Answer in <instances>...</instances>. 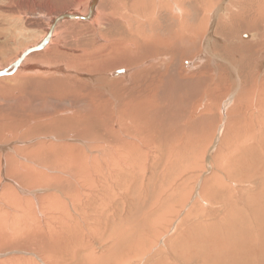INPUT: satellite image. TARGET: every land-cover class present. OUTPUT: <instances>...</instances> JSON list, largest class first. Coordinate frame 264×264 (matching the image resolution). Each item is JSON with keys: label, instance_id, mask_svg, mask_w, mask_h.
I'll use <instances>...</instances> for the list:
<instances>
[{"label": "rangeland", "instance_id": "rangeland-1", "mask_svg": "<svg viewBox=\"0 0 264 264\" xmlns=\"http://www.w3.org/2000/svg\"><path fill=\"white\" fill-rule=\"evenodd\" d=\"M82 1L85 4L78 0H0V41L5 43L0 45V68L45 32L51 14L70 10L75 3L81 13L86 11L88 0ZM192 7L196 11L190 9L187 20L181 19L184 31L180 35L175 34L171 20L161 15L155 24H142L140 36L135 35L139 45L129 40L133 36L115 24L113 16L103 19L94 31L101 40H91L87 33L91 27L85 21L63 22L57 26L63 48L30 60L37 70L18 71L12 75L14 80L0 78L5 84L0 87V264H87L84 258L91 251L96 258L99 255L96 264H201L202 257L190 253L193 258L184 259L181 253L190 252L188 247L197 246L196 241L204 237L208 242L204 238L206 243L196 251L202 250L211 264H230L218 261L216 255L224 258L227 249L238 252L239 244L248 250L240 237L247 236V231L252 235L257 231L264 242V40L261 48L240 43L252 37L241 24L215 34L211 21L206 28L202 19L194 20L197 4ZM246 32L247 38L242 35ZM146 35L150 37L145 41ZM214 36L235 41L213 47ZM77 44L86 46L76 51ZM91 46L96 51L89 59L86 53ZM84 53L86 57H76ZM119 67L126 71L111 76L112 68ZM56 112L70 119L52 123L57 120ZM120 137L135 143L123 154ZM140 138L149 143L141 145ZM60 144L66 146L61 153L44 151ZM91 158L96 163L93 169ZM106 176L105 183L102 177ZM229 218H234V225ZM62 219L69 232L56 235L57 240L53 234L48 237V229H59ZM16 225H34L35 229L8 234ZM174 237L186 241L187 248L176 252L175 241L166 253L165 241ZM234 253H227L228 262Z\"/></svg>", "mask_w": 264, "mask_h": 264}, {"label": "bare ground", "instance_id": "bare-ground-1", "mask_svg": "<svg viewBox=\"0 0 264 264\" xmlns=\"http://www.w3.org/2000/svg\"><path fill=\"white\" fill-rule=\"evenodd\" d=\"M80 2H82L83 4H85V1H82V0H78V3H80ZM82 4V5H83ZM197 4V8H198V11H197V15H196V17L194 18V20L196 21V22H200V19H202L203 20V22L205 21V24H206V28H207V26H209L208 24H209V22L211 21V25H210V29L211 30H213L214 31V33L216 34V33H218V34H224L225 32H226V30L227 29H235L237 26H240V24H241V27L245 30V29H248V30H250L251 32H252V37L250 38V39H246L245 41H240L241 40V38H238L239 39V41H240V43H242V44H247V45H251V46H253L254 48L255 47H259V48H261V46H263V43H262V41L264 40V32H262L261 31V29H263L264 28V0H197V3L194 1V0H88V2H87V8H86V11H85V9H83L84 11L81 13L80 12V10H77V8H75L76 7V3H75V6L72 8V9H70V10H67V11H60L59 12V10L57 11V12H55V13H53V14H51V16L49 17V21H48V26L46 27V29H45V32L34 42V43H32L30 46H27V47H25L24 49H22L17 55H16V57H14V58H12V60L10 61V63L9 64H11L19 55H20V53H22L25 49H27V48H29L30 47V52L29 53H27L26 54V56L23 58V60L19 63V65H18V67H17V69L15 70V71H13V72H11V73H7V74H3V75H0V78L1 77H8V76H11V79H12V77L13 78H15L16 76H12V75H15V73H17L18 71H21V70H24L25 72H26V70H37L36 69V66H34V65H32V64H30L29 62H30V60H33V59H39V58H41L44 54H48V53H50V52H54V51H58L59 49H61V48H63L64 47V45L62 44H59V43H63V39H62V35H61V33H59L58 32V30H57V26L58 25H60L61 23H63V22H66V21H85V22H87L88 24H89V26L91 27V28H89V30H88V32H87V30H86V32L88 33V34H91L90 36H91V40L93 39V40H96V39H102L100 36V34H96L94 31L95 30H97L98 28H100L101 27V25L104 23L103 22V19L105 20L106 18H108V17H111L112 18V16L113 17H115L116 19V23L115 24H118V25H121L123 28H124V30H125V32L128 34V36H133V37H128L129 38V40L130 41H136V43H134V44H138L139 45V42L137 41V38H136V36L135 35H139L140 36V34H141V31H142V27L144 26H142V24L144 23H146V24H150V23H152V24H155V23H157V21H156V19H157V17L158 16H160V17H162V16H166V17H168L170 20H171V24H172V26H174L175 25V29H174V31H175V34L176 35H180V33L179 32H183L184 31V29L181 27V25L180 24H182L181 23V19H183L182 20V22L183 21H186L187 19H185V17H187V16H189L190 14H192L191 13V10L190 9H193L194 10V8L195 7H192V5H196ZM85 7H86V5H85ZM84 6H83V8H85ZM99 7V8H98ZM190 7V8H189ZM192 7V8H191ZM174 11H176V12H178L180 15H177V14H174ZM195 11H196V8H195ZM59 12V13H58ZM46 13V12H45ZM194 13V12H193ZM162 15V16H161ZM195 14H193L192 15V17L194 16ZM16 17V16H15ZM214 17H216V18H214ZM189 18H191V17H189ZM166 19V18H165ZM159 21V20H158ZM168 21V20H167ZM189 21H191L190 19H189ZM213 21V22H212ZM169 23V22H168ZM242 24H246L247 25V27H243L242 26ZM120 26V27H121ZM148 29H149V27H148ZM210 29H208V30H210ZM210 30V31H211ZM146 31V30H145ZM150 31V30H149ZM154 31V30H153ZM230 31V30H229ZM193 32V31H192ZM86 33V34H87ZM189 33V32H188ZM195 33V32H194ZM207 33H210L209 31L207 32ZM235 33V32H234ZM49 34V38H48V40L46 41V43L43 45V46H41V47H39V48H37V46L39 45V43L44 39V37L46 36V35H48ZM157 34V33H156ZM214 34V35H215ZM242 34V33H241ZM240 34V36L239 37H242V35H244L246 38L248 37V32H246L245 34H242L241 35ZM1 35V34H0ZM126 35V34H125ZM124 35V36H125ZM89 36V35H88ZM199 36V35H198ZM255 36V37H254ZM4 37H6V38H9V37H7L6 35H4ZM126 37V36H125ZM150 36L149 35H146L145 37H143V39L145 40V39H148ZM153 38V37H152ZM237 38V37H236ZM142 39V40H143ZM213 39H215V42H211V44H212V46L214 47V46H219L220 44H229V41L230 42H232L233 43V41H235V40H232V38H231V40L230 39H227V38H222V40H221V38L220 37H216V36H214L213 37ZM235 39V38H234ZM243 39V38H242ZM104 40V39H103ZM196 40V39H195ZM221 40V41H220ZM116 41H117V39H116ZM146 41V40H145ZM154 42V41H153ZM199 42V41H198ZM225 42V43H224ZM3 42L2 41H0V45L2 44ZM152 43V42H151ZM239 43V44H240ZM3 44H5V43H3ZM143 44V43H142ZM176 44V43H175ZM119 45V44H118ZM131 45V44H130ZM230 45V44H229ZM238 45V44H237ZM241 45V44H240ZM239 45V46H240ZM75 46V45H74ZM80 46V47H79ZM86 46V45H85ZM84 45H82V44H77L76 45V51H81V50H83V47H85ZM239 46H237V47H239ZM92 47V46H91ZM94 47V46H93ZM91 48V50L90 51H88L87 53H86V56L90 59V57L92 58L93 56H92V53L94 54V52L96 51V48ZM109 47V46H108ZM135 47V46H134ZM164 48H165V46H163ZM231 47V49H232V46H230ZM246 47V46H245ZM87 48V47H86ZM105 48V47H104ZM139 49V48H138ZM227 49V48H226ZM230 49V48H229ZM108 50V49H107ZM129 51V50H128ZM134 51H136V50H134ZM86 52V51H85ZM186 52V51H185ZM36 53H39V55L38 54H36ZM189 53V52H188ZM101 54V53H100ZM106 54V53H105ZM131 54V53H130ZM256 54V53H255ZM91 55V56H90ZM229 55V54H228ZM83 56L84 57H86L85 56V53L84 54H79V55H76V57L77 58H80V59H82L83 58ZM90 56V57H89ZM96 56V55H95ZM176 56V55H175ZM174 56V57H175ZM182 56V55H181ZM183 56H186V54L185 55H183ZM219 56V55H218ZM103 58H104V56H103ZM170 58H172V57H170ZM182 58H185V57H182ZM181 58V59H182ZM188 58V57H187ZM233 58V57H232ZM245 58V57H244ZM97 59V58H96ZM180 59V60H181ZM210 59V58H209ZM94 60V59H93ZM160 60V59H159ZM224 60V59H223ZM170 61H172V60H170ZM208 61V60H207ZM211 61V60H210ZM77 62V61H76ZM98 62H100V61H98ZM224 62V61H223ZM9 64H7V65H5L4 67H6V66H8ZM167 65V64H166ZM200 65V64H199ZM4 67H1V68H4ZM105 67V66H104ZM113 67H115V66H113ZM127 67V66H126ZM126 67H119V68H115L114 70H113V68H112V71L110 72V75L112 76V75H115V74H123L125 71H126ZM166 67V66H165ZM180 67V66H179ZM46 68V67H45ZM82 68V67H81ZM84 68V67H83ZM156 68H158V67H156ZM203 68H204V66H203ZM39 69V68H38ZM166 69H167V67H166ZM200 70H201V68H200ZM199 70V71H200ZM234 70V69H233ZM23 71V72H24ZM48 71H49V69H48ZM51 71H53V70H51ZM164 71V70H163ZM181 71V70H180ZM203 71V70H202ZM208 71V70H207ZM60 72V71H59ZM166 72V71H165ZM183 72V71H182ZM19 73V72H18ZM57 73V72H56ZM160 73V72H159ZM169 73V72H168ZM181 73V72H180ZM197 73H198V71H197ZM225 73V72H224ZM63 74V73H62ZM165 74V73H164ZM163 73L161 74L162 76L164 75ZM186 73L184 72V75H185ZM59 75V74H58ZM182 75V74H181ZM187 75V74H186ZM190 75V74H189ZM156 76V75H155ZM158 76V75H157ZM168 76V75H167ZM48 77H50L51 78V76H48ZM159 77H161V76H159ZM173 77V76H172ZM217 77V76H216ZM18 78V77H17ZM20 78V77H19ZM158 78V77H157ZM162 78V77H161ZM186 78V77H185ZM10 79V80H11ZM53 79L55 80V81H57V82H60V83H64V81L65 80H63V79H61V78H59V77H53ZM195 79V78H194ZM218 79V78H217ZM240 79V78H239ZM12 80H14V79H12ZM16 80V79H15ZM50 80V79H49ZM68 80V79H67ZM158 80V79H157ZM161 80V79H160ZM163 80V79H162ZM17 81V80H16ZM72 81V80H71ZM152 81V80H151ZM155 81V80H154ZM164 81V80H163ZM169 81V80H168ZM242 81V80H241ZM11 82V81H10ZM70 82V81H69ZM68 82V83H69ZM158 82H160V81H158ZM177 82V81H176ZM180 82V81H179ZM18 83V82H17ZM67 83V82H66ZM67 83V84H68ZM183 83V82H182ZM1 84V86L0 87H3L2 85H4L5 86V84H3V82H1L0 83ZM157 84V83H156ZM159 84V83H158ZM212 84V83H211ZM71 85H75V84H73V83H71ZM258 85V84H257ZM261 85V84H260ZM16 86H17V84H16ZM247 85H245V87H246ZM151 87V86H150ZM155 87V86H154ZM153 87V88H154ZM177 87V86H176ZM263 87V86H262ZM77 88V87H76ZM80 88V87H79ZM159 88V87H158ZM158 88H156V89H158ZM240 88H241V86H240ZM259 88V87H258ZM3 89V88H2ZM155 89V88H154ZM162 88H160L159 90H161ZM166 89V88H165ZM247 89V88H246ZM257 89V88H256ZM81 90V88L80 89H77V91H80ZM258 90V89H257ZM74 91V90H73ZM143 91V90H142ZM162 91V90H161ZM139 92V91H138ZM150 92V91H149ZM143 93V92H142ZM142 93H141V95H142ZM256 93V92H255ZM76 94V93H75ZM257 94V93H256ZM162 95V94H161ZM153 96V95H152ZM177 96V95H176ZM175 96V97H176ZM257 96V95H256ZM264 96V95H263ZM82 97H83V95H82ZM149 97V96H148ZM253 97H254V95H253ZM158 98V97H157ZM252 98V97H251ZM256 99H257V97H255ZM258 98H260V97H258ZM140 99V98H139ZM159 99V98H158ZM158 99H156V100H158ZM117 100V99H116ZM128 100H130V99H128ZM169 100V99H168ZM250 100V99H249ZM131 101V100H130ZM171 101V100H170ZM192 101V100H191ZM259 101V100H258ZM131 102H133V101H131ZM146 102V101H145ZM149 102V101H148ZM236 102H238V101H236ZM251 102V101H250ZM113 103V102H112ZM137 103V102H136ZM141 103V102H140ZM150 103V102H149ZM234 103V102H233ZM239 103V102H238ZM114 104V103H113ZM254 104V103H253ZM134 105V104H133ZM138 105V104H137ZM140 105V104H139ZM145 106V105H144ZM254 106V105H253ZM252 106V107H253ZM151 107V106H150ZM203 107V106H202ZM116 108V107H115ZM128 108V107H127ZM137 108H138V106H137ZM141 108H143V107H141ZM158 108V107H157ZM126 109V108H125ZM139 109V108H138ZM67 110V109H66ZM137 110V109H136ZM156 110V109H155ZM180 111V110H179ZM138 112V111H137ZM141 112H143V111H141ZM140 111H139V113H141ZM57 114H54V120L55 119H57V120H55V121H53L52 123H56L57 121H60V120H66V119H70V118H68L67 116L68 115H62V113L61 112H56ZM61 113V114H60ZM118 113V112H117ZM147 113V112H146ZM51 114V113H50ZM77 114V113H76ZM81 113H79V115H80ZM87 114V113H86ZM85 114V115H86ZM134 114V113H133ZM143 114V113H142ZM192 114V113H191ZM249 114V113H248ZM61 115V116H60ZM82 115V114H81ZM80 115V116H81ZM85 115H82L83 117L85 116ZM119 115V114H118ZM135 115V114H134ZM138 115V114H137ZM175 115V114H174ZM88 116H89V114H88ZM131 116V115H130ZM189 116H191V115H189ZM249 116V115H248ZM77 118V117H76ZM86 118H88L87 116H86ZM85 118V119H86ZM90 118V117H89ZM121 118V117H120ZM146 118V117H145ZM150 118V117H149ZM262 118V117H261ZM79 119H84V118H82V117H80ZM91 119V118H90ZM137 119H139V118H137ZM148 119V118H147ZM153 119V118H152ZM155 119V118H154ZM157 119V118H156ZM190 119H191V117H190ZM78 120V119H77ZM146 119H144L143 121H145ZM237 120V119H236ZM21 121V120H20ZM113 121V120H112ZM134 121V120H133ZM136 121V120H135ZM264 121V120H263ZM76 122V121H75ZM129 122V121H128ZM147 122V121H146ZM156 122L157 121H155V122H153V123H155L156 124ZM138 123V122H137ZM139 123H140V121H139ZM144 123V122H143ZM174 123V122H173ZM240 123V122H239ZM256 123V122H255ZM122 124V123H121ZM152 124V123H151ZM157 124H158V122H157ZM253 124V123H252ZM134 125V124H133ZM142 125V124H141ZM150 125V124H149ZM256 125H257V123H256ZM261 125H263L264 126V124L262 123ZM135 126V125H134ZM148 126V125H147ZM155 126V125H154ZM258 126V125H257ZM143 127V126H142ZM150 127V126H149ZM151 127H153V126H151ZM260 127V126H259ZM110 128V127H109ZM133 128V127H132ZM20 129V128H19ZM153 129H154V127H153ZM177 129H179V128H177ZM218 129V128H217ZM18 130V129H17ZM252 130H253V128H252ZM264 130V129H263ZM128 131V130H127ZM144 131V130H143ZM156 131H158V130H156ZM17 132V131H16ZM144 132H146V131H144ZM154 132V131H153ZM187 132V131H186ZM253 132V131H252ZM258 132H260V131H258ZM131 133H133V132H131ZM172 133V132H171ZM171 133H168V134H171ZM8 134V133H7ZM130 134V133H129ZM137 134H139V133H136V134H132V135H137ZM113 135V134H112ZM153 135V134H152ZM173 135V134H172ZM239 135V134H238ZM167 136V135H166ZM165 136V137H166ZM175 136V135H174ZM178 136V135H177ZM133 137H135V136H133ZM138 137V136H137ZM137 137H135V138H137ZM149 137V136H148ZM159 137H161V136H159ZM184 137V136H183ZM186 137V136H185ZM143 138H145V137H143ZM142 138V139H143ZM180 138V137H179ZM245 138V137H244ZM118 139H120V141H121V153L123 154V152L125 153L126 151H127V146H130V144H132L133 142H125L123 139H121V137L120 138H118ZM138 139V138H137ZM142 139L140 138V140H141V145L146 141V139H145V141H142ZM168 139V138H167ZM173 139H174V137H173ZM176 139H177V137H176ZM175 139V140H176ZM182 139V138H181ZM185 139V138H184ZM14 140V139H13ZM147 140H150L149 138H147ZM158 141H159V139H157ZM172 140V139H171ZM179 140V139H178ZM180 141H183V139L182 140H180ZM187 141V140H186ZM146 142H148L149 143V141H146ZM169 142V141H168ZM172 142H174V141H172ZM39 143V142H38ZM42 143V142H41ZM61 143V142H60ZM184 143V142H183ZM188 143V142H187ZM40 144V143H39ZM63 144V143H62ZM134 145H135V143H133ZM172 144V143H171ZM37 145V144H36ZM61 145V144H60ZM65 145V144H64ZM112 145V144H111ZM152 145V144H151ZM170 144H168L167 146H169ZM248 145V144H247ZM117 146V145H116ZM145 146H146V144H145ZM166 146V147H167ZM237 146V145H236ZM62 147H66V146H55V145H52L51 146V148H46V149H44V151L46 150V152H50V153H54V154H56V153H59L60 152V149L62 148ZM147 147V146H146ZM120 148V147H119ZM186 148V147H185ZM211 148V147H210ZM237 148H238V146H237ZM131 149V148H130ZM139 149V148H138ZM169 149V148H168ZM175 149H176V147H175ZM174 149V150H175ZM187 149V148H186ZM34 150V149H33ZM64 150V149H63ZM119 150V149H118ZM143 150H145V149H143ZM172 150V149H171ZM171 150H170V153H171ZM184 150V149H183ZM201 150H203V149H201ZM250 150V149H249ZM35 151V150H34ZM43 151V152H44ZM131 151V150H130ZM234 150H232V152H233ZM41 152V151H40ZM46 152H44V153H42V154H44V155H46ZM144 152V151H143ZM174 152H176V151H174ZM188 152V151H187ZM35 153V152H34ZM37 153H38V151H37ZM61 153V152H60ZM169 153V154H170ZM173 153V152H172ZM183 153H184V151H183ZM182 153V154H183ZM247 153V152H246ZM250 153H251V151H250ZM122 154L120 155L121 157H122ZM145 154V153H144ZM68 155H69V153H68ZM119 155V154H118ZM168 155V154H167ZM172 155H174V154H172ZM237 155V154H236ZM32 156H34L33 154H32ZM53 156H55V155H53ZM71 156V155H70ZM69 156V157H70ZM143 156V155H142ZM168 156H170V155H168ZM175 156V155H174ZM123 157H124V155H123ZM122 157V158H123ZM202 157V156H201ZM229 157V156H228ZM240 157V156H239ZM33 158H35L36 159V156H34ZM58 158V157H57ZM136 158V157H135ZM166 158V157H165ZM169 158V157H168ZM242 158V157H241ZM10 159H12V158H10ZM74 159H76V157H74ZM238 159V158H237ZM9 160V159H8ZM26 160V159H25ZM43 160V159H42ZM61 160V159H60ZM76 160H78V159H76ZM83 160V159H82ZM87 160V159H86ZM112 160V159H111ZM226 160V159H225ZM234 160H236V159H234ZM239 160V159H238ZM237 160V161H238ZM244 160V159H243ZM36 161V160H35ZM65 161V160H64ZM63 160H62V162H64ZM71 161H74V160H71ZM78 161H80V160H78ZM123 161V160H122ZM6 162H7V160H6ZM10 162V161H9ZM39 162V161H38ZM41 162V161H40ZM45 162H47V161H45ZM57 162V161H56ZM67 162V161H66ZM86 162V161H85ZM245 162V161H244ZM248 162V161H247ZM111 163H113V160H112V162ZM136 163V162H135ZM9 164V163H8ZM14 164H15V162H14ZM16 164H17V162H16ZM68 164V163H67ZM95 159H94V163H93V160H92V158H91V160H90V166L92 167V169H93V167L95 166ZM118 164V163H117ZM7 165V164H6ZM11 165V164H10ZM69 165V164H68ZM124 165V164H123ZM16 166V165H15ZM19 166V165H18ZM17 166V167H18ZM73 166H74V164H73ZM7 167V166H6ZM9 167V166H8ZM7 167V168H8ZM12 167H14V166H12ZM75 167V166H74ZM113 167L116 169V165L114 166L113 165ZM248 167V166H247ZM24 168H26V170L28 169V167H24ZM23 167H22V169H24ZM66 168V167H65ZM112 168V167H111ZM114 168H112V169H114ZM71 169V168H70ZM9 170V169H8ZM11 170V169H10ZM14 170V169H13ZM13 170H11L12 172H14ZM30 170V169H29ZM34 170V169H33ZM67 170H68V167H67ZM146 170V169H145ZM31 171V170H30ZM35 171V170H34ZM93 171V173H96V171L95 170H92ZM226 171V170H225ZM16 172H18V171H16ZM9 173H11V172H9ZM41 173V172H40ZM226 173V172H225ZM8 174V173H7ZM18 174V173H17ZM227 175H228V173H226ZM14 175V174H13ZM93 175V174H92ZM105 175V174H104ZM10 176V175H9ZM59 176V175H58ZM250 176V175H249ZM8 177V176H7ZM11 177V176H10ZM14 177V176H13ZM108 176H106V177H102V181H104L105 183H106V181L108 182V178H107ZM233 177V176H232ZM231 177V178H232ZM248 177V176H247ZM252 177V176H251ZM261 177V176H260ZM9 178V177H8ZM12 178V177H11ZM227 178V177H226ZM253 178V177H252ZM228 179V178H227ZM234 179V178H233ZM247 179V178H246ZM249 179H251V178H249ZM8 180H10V179H8ZM229 180V179H228ZM237 181V180H236ZM244 181V180H243ZM251 181V180H250ZM232 182H233V180H232ZM231 184V183H230ZM218 185V184H217ZM63 186V185H62ZM214 186V185H213ZM60 187V186H59ZM263 188H264V184H263ZM262 188V189H263ZM261 189V190H262ZM63 191V190H62ZM53 192V191H52ZM7 193V192H6ZM26 194V193H25ZM223 195V194H222ZM200 197H203V196H200ZM221 197V196H220ZM228 196L226 195V198H227ZM223 198V197H222ZM47 200V199H46ZM231 200V199H230ZM72 201V200H71ZM212 201V200H211ZM50 202V201H49ZM212 202H214V201H212ZM52 203V202H51ZM51 203H49V204H51ZM230 203V202H229ZM214 204V203H213ZM223 204V203H222ZM227 204V203H226ZM262 204V203H261ZM52 205V204H51ZM232 205V204H231ZM256 205V204H255ZM257 205H259V204H257ZM256 205V206H257ZM251 206H252V203H251ZM253 206H254V204H253ZM261 206V205H260ZM1 207V206H0ZM212 207V206H211ZM216 207V206H215ZM224 207H225V205H224ZM230 207H232V206H230ZM249 207V211H250V205L248 206ZM262 207H264V206H262ZM64 208V207H63ZM219 208H221V207H219ZM234 208V207H233ZM252 208H254V207H252ZM232 209V208H231ZM236 209V208H235ZM234 209V210H235ZM66 210V209H65ZM214 210V209H213ZM264 209L262 208V211H263ZM223 211V210H222ZM221 211V212H222ZM238 211V210H237ZM67 212V211H66ZM65 212V213H66ZM214 212V211H213ZM212 212V213H213ZM226 212H227V209H226ZM235 212V211H234ZM210 213H211V211H210ZM237 213V212H236ZM235 213V214H236ZM256 213H257V211H256ZM263 213V212H262ZM67 214H69L68 215V217H70L71 215H70V213H67ZM66 214V215H67ZM221 214H223V213H221ZM247 214V213H246ZM213 215V214H212ZM220 215V214H219ZM226 215V214H225ZM229 215H231V214H229ZM238 215V214H237ZM223 216V215H222ZM221 216V217H222ZM246 216V215H245ZM261 216V215H260ZM263 216V215H262ZM68 217H66V218H68ZM230 217V216H229ZM236 217V216H235ZM264 217V216H263ZM212 218H213V216H212ZM216 218V217H215ZM215 218L213 219V220H215ZM226 218V217H225ZM224 218V219H225ZM246 218V217H245ZM222 219V218H221ZM231 219H234V218H231ZM231 219L229 218V221H230V223H233V222H231ZM237 219V218H236ZM253 219V218H252ZM258 219V218H257ZM260 219H262V218H260ZM260 219H259V221H260ZM65 219H62V222L60 223V225H59V229H57L56 227H53V230H50V229H48V237L50 236V238H52V234H53V237L56 239V235L59 237V234H61L62 232H69V226H67V224L65 223V222H67V221H64ZM217 221H219L218 219H216ZM244 220V219H243ZM216 221V222H217ZM223 221H225V220H223ZM227 221H228V218H227ZM259 221L258 220H256V223H258V226H259ZM263 221V220H262ZM1 222V221H0ZM57 222H59V221H57ZM76 223V221L74 220V221H72V223H71V225H73V224H75ZM213 223H215V222H213ZM221 223H222V220H221ZM220 223V224H221ZM237 223V225L239 224L238 222H236ZM216 224V223H215ZM250 224V223H249ZM66 225V227H63V226H65ZM205 225H206V223H205ZM222 225V224H221ZM220 225V226H221ZM226 225H228V224H226ZM230 225V224H229ZM232 225V224H231ZM233 225H234V223H233ZM232 225V226H233ZM241 225V224H240ZM247 225V224H246ZM253 225V224H252ZM31 226V225H30ZM29 225H24V226H22V227H19V226H14V227H10L9 229H8V234L10 233V235H15L16 236V234H21V233H28L29 232V230H32L33 231V228L35 229V226L34 225H32L33 226V228L32 227H30ZM200 226H202V225H197L196 227H200ZM211 226H213V225H211ZM219 226V225H218ZM217 226V227H218ZM249 226H251V225H249ZM248 226V227H249ZM195 227V228H196ZM206 227V226H205ZM209 227V226H208ZM252 227V226H251ZM253 227H257V226H253ZM39 227L37 226V229H38ZM48 228V227H47ZM46 228V229H47ZM177 228V227H176ZM184 228V227H183ZM222 228V227H221ZM231 228H234V227H231ZM244 228V227H243ZM250 228V227H249ZM258 228V227H257ZM260 228H261V226H260ZM1 229V228H0ZM111 229H112V227H111ZM194 229V228H193ZM209 229V228H208ZM218 229V228H217ZM239 229V228H238ZM237 229V231H239ZM246 229H248V228H246ZM263 229V228H262ZM211 230V229H210ZM228 230H230V229H228ZM227 230V231H228ZM236 230V229H235ZM254 230V229H253ZM252 230V231H253ZM1 231V230H0ZM35 231H37V230H35ZM41 231V230H40ZM47 231V230H46ZM149 231V230H148ZM202 231H205L204 229L202 230ZM209 231V230H208ZM207 231V232H208ZM225 231V230H224ZM237 231H235L236 233H238ZM38 232H39V229H38ZM206 232V233H207ZM209 232H211V231H209ZM208 232V233H209ZM214 232V234H216L215 233V231H213ZM216 232H217V230H216ZM234 232V233H235ZM245 232V231H244ZM251 232V231H250ZM250 232H248L247 231V236H240L241 237V239H245L244 241H246V244L247 245H249V246H251V247H249V246H247V248H248V250H244L243 251V248H242V245H240L239 244V249H238V252H233V251H231V250H229V249H227V251H224V255H225V257L223 258L220 254L219 255H216L217 256V260L219 261L220 259H224V262L225 263H230V264H264V242H260V237L258 238V236L257 235H259V234H257V231H255V233H256V235H252V233H250ZM254 232V231H253ZM201 233V232H200ZM199 233V234H200ZM203 233H205V232H203ZM207 233V234H208ZM219 233H220V231H219ZM222 233V232H221ZM259 233V232H258ZM260 233H261V231H260ZM2 234V233H1ZM119 234V233H118ZM211 234H212V232H211ZM210 234V235H211ZM213 234V235H214ZM225 234V233H224ZM223 234V235H224ZM63 235V234H62ZM203 235V234H202ZM202 235H201V237H202ZM212 235V236H213ZM230 235H231V233H230ZM15 236H13V237H15ZM204 236V235H203ZM208 236H209V234H208ZM207 236V237H208ZM199 237V236H198ZM215 237H216V235H215ZM215 237H213V238H215ZM224 237H225V235H224ZM45 238V237H44ZM62 238V237H61ZM176 238L177 237H174V238H172V239H170V238H168L166 241H165V252L169 249V246L172 248V243H174L175 241H176ZM205 238V237H204ZM203 238V239H204ZM210 238V237H209ZM208 238V239H209ZM213 238H211V239H213ZM216 238H219V237H216ZM228 238V237H227ZM233 238H235V237H233ZM46 239V238H45ZM197 239V238H196ZM203 239H202V241H196V244H197V246L198 247H202L203 245H200L201 243H206V238H205V242H203ZM220 239V238H219ZM51 240V239H50ZM57 240V239H56ZM71 240V239H70ZM78 240V239H77ZM210 240V239H209ZM230 240H232V239H230ZM215 241H217V240H215ZM214 241V242H215ZM233 242L234 241H236V240H232ZM68 242V241H67ZM208 242V241H207ZM210 242H211V240H210ZM227 242H228V240H227ZM32 243V242H31ZM43 243V242H42ZM73 243H74V241H72L71 240V242H70V246H72L73 245ZM188 243V242H187ZM192 243H194L195 244V242H192ZM230 243H231V241H230ZM75 244V243H74ZM80 244V243H79ZM185 244H186V241H183V239L182 240H177L176 241V244H175V246H176V252H180L181 253V251H182V246H185ZM189 244V243H188ZM219 244L221 245L222 243H221V241L220 242H218L217 244H216V246L218 245L219 246ZM229 244V243H228ZM235 244H237V242L235 243ZM234 244V245H235ZM223 245H225V246H228L227 245V243H224ZM233 245V247L235 248V250H236V247ZM189 246V245H188ZM197 246H192L191 245V247L189 246L188 248H189V251L190 252H188L187 250H186V248L184 249L185 251H187V252H184V253H181L182 255V257L184 258V259H189V256H191V254L190 253H193V255L194 256H200V257H202V260H201V264H211L210 263V261H209V257L208 256H203V251L202 250H197L196 251V247ZM237 246V245H236ZM63 247H64V245H63ZM76 248V245H73V247H71V249L72 248ZM198 247H197V249H198ZM259 247V248H258ZM238 248V247H237ZM200 249V248H199ZM219 248H217V250H218ZM233 249V248H232ZM69 250V249H68ZM92 250V249H91ZM222 250H223V248H222ZM255 250H258V252L257 253H252V251H255ZM128 251V250H127ZM174 251V250H173ZM192 251V252H191ZM199 251V252H198ZM60 252V251H59ZM72 252H73V254H76L74 251H73V249H72ZM129 252V251H128ZM160 252H161V250H160ZM54 253V252H53ZM167 253V252H166ZM227 253H229V254H233L234 253V255H233V258H232V260L231 261H227V259H226V256H228L227 255ZM86 254V253H85ZM157 254H159V253H157ZM173 254V253H172ZM175 254V253H174ZM178 254V253H177ZM53 255V254H52ZM55 255H56V253H55ZM124 255V254H123ZM122 255V257H124ZM155 255V254H154ZM193 255L191 256V259L193 258ZM119 256V255H118ZM117 256V257H118ZM168 257H169V255H167ZM173 256V255H172ZM179 256V255H178ZM177 256V257H178ZM53 257H55L56 258V256H54L53 255ZM52 257V258H53ZM97 257V255L96 254H94V252H92L91 251V253L90 254H88V255H85V262L87 263V264H96V263H98V262H100V261H98L99 260V255H98V258H96ZM121 257V256H120ZM121 257V258H122ZM166 257V256H165ZM171 257V256H170ZM169 257V258H170ZM176 257V256H175ZM176 257V258H177ZM55 258H53V259H55ZM114 258V257H113ZM175 258V259H176ZM179 258V257H178ZM177 258V259H178ZM182 258V259H183ZM110 259V258H109ZM115 259V258H114ZM117 259V258H116ZM204 259H206V261H204ZM230 259V258H229ZM216 260V261H217ZM54 261H56V260H54ZM98 261V262H97ZM160 261V260H159ZM176 261V260H175ZM189 261V260H188ZM192 261V260H191ZM204 261V262H203ZM110 263L109 264H113L111 261H109ZM124 262H125V259H124ZM127 262V261H126ZM178 262V261H177ZM183 262H185V260L183 261ZM215 262V261H214ZM115 263V262H114ZM140 263V262H139ZM181 263H182V261H181ZM180 263V264H181ZM186 263V262H185ZM190 263H192V262H190ZM119 264V263H118ZM120 264H123V262L121 261L120 262ZM125 264V263H124ZM126 264H128V263H126ZM173 264H174V262H173ZM178 264V263H177ZM188 264H189V262H188ZM193 264V263H192Z\"/></svg>", "mask_w": 264, "mask_h": 264}, {"label": "water", "instance_id": "water-1", "mask_svg": "<svg viewBox=\"0 0 264 264\" xmlns=\"http://www.w3.org/2000/svg\"><path fill=\"white\" fill-rule=\"evenodd\" d=\"M49 38V34L46 35L44 37V39L39 43V45L37 46V48L43 46L46 41L48 40ZM30 47L25 49L22 53H20V55L11 63L9 64L8 66L4 67V68H0V75H3V74H9L13 71H15L19 65V63L23 60V58L26 56L27 53L30 52Z\"/></svg>", "mask_w": 264, "mask_h": 264}]
</instances>
